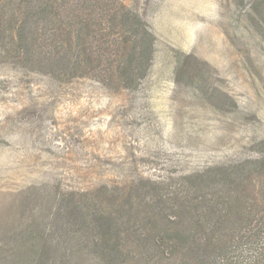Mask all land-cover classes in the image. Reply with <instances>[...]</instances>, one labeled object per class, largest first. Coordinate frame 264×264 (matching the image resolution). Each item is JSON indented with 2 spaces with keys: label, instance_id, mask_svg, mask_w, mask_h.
<instances>
[{
  "label": "rangeland",
  "instance_id": "374dc122",
  "mask_svg": "<svg viewBox=\"0 0 264 264\" xmlns=\"http://www.w3.org/2000/svg\"><path fill=\"white\" fill-rule=\"evenodd\" d=\"M65 1L103 41L67 51L43 9L35 42L0 33V264H104L92 203H135L152 179L248 157L264 139V0H119L139 28ZM128 29L152 61L118 85L111 60L135 59V43L113 36Z\"/></svg>",
  "mask_w": 264,
  "mask_h": 264
},
{
  "label": "trees",
  "instance_id": "16d2710c",
  "mask_svg": "<svg viewBox=\"0 0 264 264\" xmlns=\"http://www.w3.org/2000/svg\"><path fill=\"white\" fill-rule=\"evenodd\" d=\"M92 1L94 7L104 11L103 20L115 26L118 21H131L134 28L140 27V16L130 13L123 2ZM64 2L0 0V33L7 32L9 40L16 41L24 30L25 38L35 42L40 38L38 16L43 9L47 24L63 23L49 27L45 34H58L67 51L77 39L83 45L96 38L104 40V31L92 27L88 12L71 16ZM31 9L36 10L34 15ZM129 31L121 40L113 36V43H122L124 51L135 43L131 48L135 59L111 60L124 73L118 85L137 74L138 64L149 66L152 61L146 54L149 39ZM257 144L260 149L248 157L195 169L180 180L173 175L150 179V190L135 203L115 201L113 194L106 196L112 201L107 206L103 199L102 204L96 200L87 225L96 231L95 240L102 247L99 258L104 264H264V139ZM79 204L76 200L74 207L79 209Z\"/></svg>",
  "mask_w": 264,
  "mask_h": 264
}]
</instances>
